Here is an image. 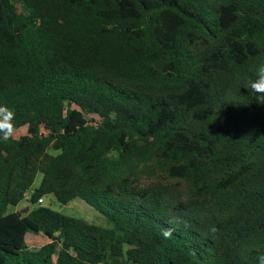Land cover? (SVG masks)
<instances>
[{
    "label": "trees",
    "instance_id": "16d2710c",
    "mask_svg": "<svg viewBox=\"0 0 264 264\" xmlns=\"http://www.w3.org/2000/svg\"><path fill=\"white\" fill-rule=\"evenodd\" d=\"M262 64L264 0H0V264H257Z\"/></svg>",
    "mask_w": 264,
    "mask_h": 264
},
{
    "label": "clouds",
    "instance_id": "9594fccd",
    "mask_svg": "<svg viewBox=\"0 0 264 264\" xmlns=\"http://www.w3.org/2000/svg\"><path fill=\"white\" fill-rule=\"evenodd\" d=\"M247 88L255 94L256 100L264 104V64L260 65L256 71V78L249 81ZM15 111L7 105L0 104V141L7 142L14 138L16 133ZM218 229L213 226L210 232L215 234ZM173 230L171 228L163 229L161 235L165 239L171 238ZM257 264H264V254L257 257Z\"/></svg>",
    "mask_w": 264,
    "mask_h": 264
},
{
    "label": "rangeland",
    "instance_id": "374dc122",
    "mask_svg": "<svg viewBox=\"0 0 264 264\" xmlns=\"http://www.w3.org/2000/svg\"><path fill=\"white\" fill-rule=\"evenodd\" d=\"M25 131L24 129H21L15 133V135H21L24 134ZM39 179L36 180L34 187L38 185ZM29 196V193L27 194V198ZM49 206L50 208L60 212L64 213L70 216L74 217H83L84 219L95 222V223H100V220H98L93 212L91 211L90 207L86 205L83 201L80 199H74L73 202L69 203L67 206L63 207L57 204L51 196H45L42 198V202L37 204L35 206ZM28 204L26 203V200H23L17 207L15 208H10L9 211L11 210H21L24 209ZM26 242L29 247H39L42 244H44L46 241L45 239L40 236V235H33L31 233H28L26 235Z\"/></svg>",
    "mask_w": 264,
    "mask_h": 264
},
{
    "label": "built area",
    "instance_id": "2783aa9c",
    "mask_svg": "<svg viewBox=\"0 0 264 264\" xmlns=\"http://www.w3.org/2000/svg\"><path fill=\"white\" fill-rule=\"evenodd\" d=\"M38 202H39V203H41V202H42V200H41V199H39V200H38Z\"/></svg>",
    "mask_w": 264,
    "mask_h": 264
}]
</instances>
